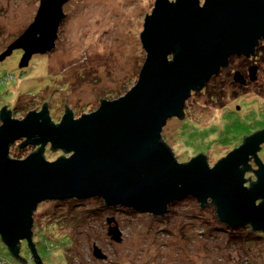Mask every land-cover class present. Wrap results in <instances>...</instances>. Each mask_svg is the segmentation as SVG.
Listing matches in <instances>:
<instances>
[{
  "label": "water",
  "instance_id": "water-1",
  "mask_svg": "<svg viewBox=\"0 0 264 264\" xmlns=\"http://www.w3.org/2000/svg\"><path fill=\"white\" fill-rule=\"evenodd\" d=\"M67 1L41 0L34 21L0 58L21 49L19 66L25 67L35 53L50 51ZM154 3L140 33L145 60L125 94L100 98L97 109L77 118L67 109L58 123L45 101L22 119L13 118L5 105L0 109V237L14 257L26 240L41 264L32 241L33 215L46 200L99 197L108 207L163 215L170 203L190 197L201 205L210 200L214 214L229 226L264 231V163L257 157L264 128L243 135L242 143L213 166L203 152L178 162L161 139L169 118L184 117L192 92L202 90L232 56L250 57L264 41V0ZM249 71L255 74L256 66ZM233 79L245 84L239 71ZM20 139L15 149L36 148L22 159L11 158L10 146ZM47 144L66 156L47 160ZM251 158L257 169L250 166ZM250 170L255 181L244 178ZM107 222L108 235L119 242L116 221L109 217ZM93 254L105 257L96 246Z\"/></svg>",
  "mask_w": 264,
  "mask_h": 264
},
{
  "label": "rangeland",
  "instance_id": "rangeland-1",
  "mask_svg": "<svg viewBox=\"0 0 264 264\" xmlns=\"http://www.w3.org/2000/svg\"><path fill=\"white\" fill-rule=\"evenodd\" d=\"M38 1L0 0V57L34 21ZM154 2L68 0L63 5L58 38L50 51L35 53L25 67L19 66L22 55L18 51L0 58V109L5 105L13 118L22 119L29 111L40 110L45 101L51 120L57 122L64 114V103L80 116L97 109L100 98L115 99L129 90L145 59L140 33ZM259 55L264 53L259 50ZM244 58L232 56L222 76L208 90L192 92L183 118L167 120L161 135L178 162L189 161L203 152L209 166H213L242 143L243 135L264 128L263 57ZM251 66H256L253 75ZM238 70L248 80L245 86L238 87L232 79ZM226 72L229 75L225 76ZM21 142L22 139L16 140L10 146L9 153L17 159L36 148L26 145L15 149ZM49 147L47 144L43 154L47 160L66 156L62 150ZM257 157L264 163V143ZM249 163L253 169L258 168L253 158ZM249 176L256 178L252 170L244 174V178ZM89 198L83 199L85 204L98 208V201ZM57 202H41L33 215L34 242L42 264H264V235L259 234L264 231L251 229L250 233L223 223L211 203L201 207L197 200L187 197L170 203L163 215L111 206L100 212L104 213L100 220L88 219L79 226L62 223L58 229L55 221L47 218L51 214L68 216L63 207L54 204ZM109 217L119 227V242L107 233ZM48 232L58 238L54 240L57 246L42 243ZM254 234H259L258 239ZM64 235L73 239L69 247L63 242ZM21 244L27 248L26 241ZM95 246L104 258L94 256ZM0 256L15 264H26L10 255L1 237ZM21 257H26L24 251Z\"/></svg>",
  "mask_w": 264,
  "mask_h": 264
},
{
  "label": "trees",
  "instance_id": "trees-1",
  "mask_svg": "<svg viewBox=\"0 0 264 264\" xmlns=\"http://www.w3.org/2000/svg\"><path fill=\"white\" fill-rule=\"evenodd\" d=\"M259 50L262 52V53H264V41L263 42H261L257 47H256V49H255V52H254V54L253 55H251L252 56V58H254V57H257V58H261V57H263V58H261V59H263V60H261L260 62H262V61H264V55H262V56H260L259 55ZM245 59V58H244ZM145 60V59H144ZM144 62V61H143ZM142 65H143V63H142ZM142 65L140 66V69H139V71H138V75H137V78H138V76H139V72H140V70H141V67H142ZM229 66V65H228ZM228 66H226L225 68H222L220 71H219V73L218 74H216V75H214V76H212L211 78H210V80L208 81V83L205 85V87L203 88V89H205V90H208V88H209V85L210 84H212V83H214V81H216L217 79H218V77L220 76H222V74H223V71L228 67ZM264 69V68H263ZM243 71H245V68H243L242 69ZM242 70H239V71H241L242 72V74H244L243 73V71ZM227 75H229V73H225V76H227ZM137 78H136V80H135V82L137 81ZM233 79V78H232ZM135 82L133 83V85L135 84ZM235 83V82H234ZM233 83V84H234ZM238 87H242V86H239L238 85ZM128 91V89L126 90V91H124V93L123 94H125L126 92ZM114 93H118V92H114ZM234 93V92H233ZM123 94H119V95H117V97H119V96H121V95H123ZM218 99V98H217ZM43 107V106H42ZM70 110L69 108H65V111L66 110ZM72 112V111H71ZM73 113V112H72ZM163 135H161V139L166 143V141L164 140V138L162 137ZM167 144V143H166ZM21 147V146H20ZM62 153H64L63 151H62ZM9 156L11 157V158H15V157H13L12 156V154H10L9 153ZM255 181V180H254ZM254 181H252V182H254ZM248 182H249V180H248ZM250 184H251V181L249 182ZM89 199H92V200H95V201H98V208L96 207V208H90L89 206H88V204L86 205L85 204V202H84V200L83 199H76V198H72V199H70L69 201H66V202H62L61 200H59V202H57V203H54V204H57V206H60V208L61 207H63V209H65L66 210V213L68 214V216H60V217H57V216H53V214H51V215H47V218H48V220L49 221H51V222H53V221H55V224L57 225V228L58 229H61V224L62 223H67V224H70V223H74V224H77V226H79L80 224H82V223H86V222H88L87 220L88 219H90L91 221H94V220H96V218H98L99 220L100 219H102V218H104V213H100V212H102V211H106L107 209H109L108 208V206H106L105 205V202L103 201V199H101V198H99V197H91V198H89ZM88 199V200H89ZM181 200V199H180ZM195 200V199H194ZM178 201V200H177ZM208 203H211L212 204V202L210 201V200H208V202L205 204V205H207ZM66 204V205H65ZM213 205V204H212ZM200 206H204V205H201L200 204ZM62 209V210H63ZM87 209H92L91 210V212H87ZM100 209V210H99ZM116 209H118V210H125V209H123V208H121V206H117L116 207ZM99 211V212H98ZM86 213H92L93 214V216L90 218V215H86ZM99 213V214H98ZM58 219V220H57ZM33 225H34V223H33ZM82 225H84V224H82ZM69 227V226H68ZM241 228H243V229H248V231H250V233H251V226L250 225H246V226H244V227H241ZM33 229V228H32ZM54 233H55V231H54ZM35 233L33 232V230H32V241H33V243H34V246H35V250H37V247H36V243L34 242V237H35V235H34ZM48 234H50L49 236H48ZM259 234L260 235H264V232H259ZM259 234L257 235V234H254V236H256L255 238L256 239H258V236H259ZM54 235V234H53ZM53 235L50 233V232H48L46 235H44L42 238V243L44 244V246L45 245H50V244H52L53 245V247H55V246H57L56 244V242L55 241H57L58 240V238H53ZM63 237H65V241H63L64 242V244L65 245H67L68 247H69V245H71L73 242V239H72V237L70 236V235H64ZM264 237V236H263ZM2 240V239H1ZM55 240V241H54ZM22 241H26V240H22ZM22 241L19 243V257L18 258H16V257H14L13 255H11V253H10V255L13 257V258H15L17 261L19 260V261H21V262H23V263H26V264H37L36 262H35V260H34V258H33V256L31 255V251H30V248L28 247V244H27V242H26V244H27V248L26 247H23L22 246ZM51 242V243H50ZM4 243V242H3ZM50 243V244H49ZM5 244V243H4ZM6 246V245H5ZM7 247V246H6ZM51 246H48V248H50ZM8 249V248H7ZM9 251V250H8ZM21 251H24V253H25V256L26 257H21ZM36 253H37V251H36ZM37 255H38V253H37ZM38 257H39V255H38ZM39 260H40V262H41V264H42V258H40L39 257ZM0 263L1 264H15L14 262H12V260L11 259H9L8 257H6V256H0Z\"/></svg>",
  "mask_w": 264,
  "mask_h": 264
},
{
  "label": "flooded vegetation",
  "instance_id": "flooded-vegetation-1",
  "mask_svg": "<svg viewBox=\"0 0 264 264\" xmlns=\"http://www.w3.org/2000/svg\"><path fill=\"white\" fill-rule=\"evenodd\" d=\"M40 1L41 0H39L38 2H39V4H40ZM38 7H39V5H37V8L35 9V11L37 12V10H38ZM36 14V13H35ZM15 51H18V53H20L21 55H23V50H21V49H15V50H13V53L15 52ZM33 56V55H32ZM39 56V55H38ZM36 57V56H35ZM238 58H241V59H243L244 57L243 56H238ZM229 64H230V59H229ZM228 66V65H227ZM239 71V70H238ZM241 74H242V72L241 71H239ZM243 75V77H244V79H245V84H241V83H238V85L239 86H245L246 84H247V78L245 77V74H242ZM233 76V75H232ZM234 80V79H233ZM237 83V82H236ZM65 111V110H64ZM94 111V110H93ZM72 112H73V116H74V118H77V117H79V115H77L76 113H75V111H73L72 110ZM82 114H84V113H82ZM81 114V115H82ZM60 121V120H59ZM59 121H57V122H55V123H58ZM252 162V161H251Z\"/></svg>",
  "mask_w": 264,
  "mask_h": 264
},
{
  "label": "bare ground",
  "instance_id": "bare-ground-1",
  "mask_svg": "<svg viewBox=\"0 0 264 264\" xmlns=\"http://www.w3.org/2000/svg\"><path fill=\"white\" fill-rule=\"evenodd\" d=\"M23 140V139H22Z\"/></svg>",
  "mask_w": 264,
  "mask_h": 264
}]
</instances>
